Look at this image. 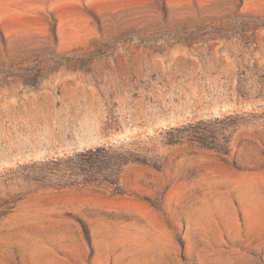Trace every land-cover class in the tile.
<instances>
[{
    "label": "rangeland",
    "instance_id": "rangeland-1",
    "mask_svg": "<svg viewBox=\"0 0 264 264\" xmlns=\"http://www.w3.org/2000/svg\"><path fill=\"white\" fill-rule=\"evenodd\" d=\"M0 264H264V0H0Z\"/></svg>",
    "mask_w": 264,
    "mask_h": 264
}]
</instances>
